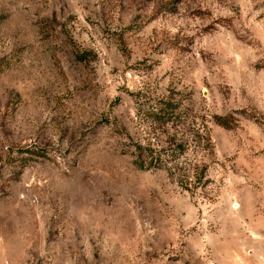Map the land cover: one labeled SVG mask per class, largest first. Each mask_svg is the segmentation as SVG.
Returning <instances> with one entry per match:
<instances>
[{
	"label": "rangeland",
	"instance_id": "374dc122",
	"mask_svg": "<svg viewBox=\"0 0 264 264\" xmlns=\"http://www.w3.org/2000/svg\"><path fill=\"white\" fill-rule=\"evenodd\" d=\"M170 1L0 0V264H264V0ZM168 102L196 188L134 163Z\"/></svg>",
	"mask_w": 264,
	"mask_h": 264
},
{
	"label": "trees",
	"instance_id": "16d2710c",
	"mask_svg": "<svg viewBox=\"0 0 264 264\" xmlns=\"http://www.w3.org/2000/svg\"><path fill=\"white\" fill-rule=\"evenodd\" d=\"M174 1H170L168 6ZM168 107V110L159 109L154 113V134L150 133L144 143L140 141L134 145V163L144 170H166L181 187L196 188L207 171L204 158L213 149L211 134L204 116H201V122L195 120L190 124L187 112H178V106L172 102H168ZM192 125H195L194 129ZM158 128L162 130L155 134ZM190 149L196 152L193 161L187 156L183 159Z\"/></svg>",
	"mask_w": 264,
	"mask_h": 264
}]
</instances>
